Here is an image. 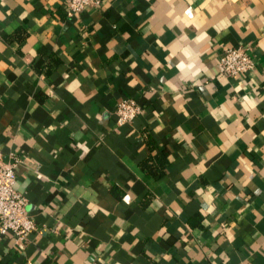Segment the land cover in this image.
Masks as SVG:
<instances>
[{"label": "crops", "instance_id": "1", "mask_svg": "<svg viewBox=\"0 0 264 264\" xmlns=\"http://www.w3.org/2000/svg\"><path fill=\"white\" fill-rule=\"evenodd\" d=\"M64 3L0 0V156L37 226L0 264H264V0ZM233 46L256 67L225 78Z\"/></svg>", "mask_w": 264, "mask_h": 264}, {"label": "built area", "instance_id": "2", "mask_svg": "<svg viewBox=\"0 0 264 264\" xmlns=\"http://www.w3.org/2000/svg\"><path fill=\"white\" fill-rule=\"evenodd\" d=\"M104 0H64L68 17L82 13L88 7H99ZM218 74L225 78L245 75L255 69L256 64L249 46H233L222 51L216 65ZM141 106L133 99L121 101L115 110L116 124H131L140 114ZM10 161L0 156V237L11 234L20 246L30 233L37 229L26 212L27 200L14 189L15 166L19 157L11 155Z\"/></svg>", "mask_w": 264, "mask_h": 264}]
</instances>
